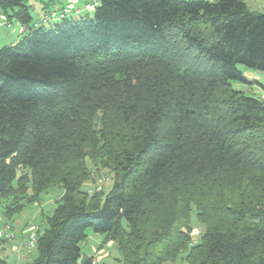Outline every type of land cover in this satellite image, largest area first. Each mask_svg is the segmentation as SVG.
<instances>
[{
  "label": "trees",
  "instance_id": "trees-1",
  "mask_svg": "<svg viewBox=\"0 0 264 264\" xmlns=\"http://www.w3.org/2000/svg\"><path fill=\"white\" fill-rule=\"evenodd\" d=\"M97 1L77 21L58 18L60 5L47 29L30 0H0L24 28L0 48L2 212L63 190L25 264H98L82 256L88 230L123 264H264V100L232 85L248 84L239 66L264 74V12ZM88 157L113 174L106 194L84 189Z\"/></svg>",
  "mask_w": 264,
  "mask_h": 264
},
{
  "label": "rangeland",
  "instance_id": "rangeland-1",
  "mask_svg": "<svg viewBox=\"0 0 264 264\" xmlns=\"http://www.w3.org/2000/svg\"><path fill=\"white\" fill-rule=\"evenodd\" d=\"M65 1L66 0L57 6L65 4ZM30 2L33 4L37 1L30 0ZM87 2L88 0L86 3ZM67 10L68 12H71L72 10L69 4H65L62 8V12ZM85 11L87 12L85 14L86 16L79 19H73L77 21L82 18L86 19L88 17H93L94 10L87 11L85 8ZM31 14L34 21H37L41 17L38 8H33L31 10ZM48 18L50 19L49 15ZM0 19V21H3L5 18L0 15ZM18 25L19 24L14 21L12 29H8L6 27L0 28V48L8 45H15L17 43L16 41H18L17 36L19 33ZM54 27L55 23L52 25H46L47 29H53ZM239 69L243 70L245 77L248 80L254 81V84L233 82V87L242 90L248 96L264 100V96H262V89L260 87V85H264L263 75L259 72L247 69L244 66H239ZM96 126L100 128L102 126L101 122L97 121ZM97 165L98 163L89 157L84 159V167L89 170L92 177V179L86 181L84 189L94 193L97 191V187L101 185L103 192L106 194L112 187L113 174L110 170L102 169ZM29 192L31 193V190H29ZM62 195L63 190L60 187H51L40 196V200L38 202L26 203L22 212L16 214L10 219L6 218L2 212L4 204L9 201L7 202L0 199V229L4 230L5 227H9L13 235V239L11 241L0 239V258L4 259L8 264H25L33 261L37 257L35 247H32L31 243H29L31 235L34 234L37 236L38 234H43L48 226L47 218L51 217L54 213L57 203L61 199ZM191 228L193 241L198 242L204 226L198 222L195 211L191 218ZM103 240V235L96 234L92 230H88L87 239L81 245L82 256L94 257L98 264H123L122 256L117 252L116 245L113 242L103 244ZM78 264H81V259ZM176 264H183L182 259L179 258L176 261Z\"/></svg>",
  "mask_w": 264,
  "mask_h": 264
},
{
  "label": "crops",
  "instance_id": "crops-1",
  "mask_svg": "<svg viewBox=\"0 0 264 264\" xmlns=\"http://www.w3.org/2000/svg\"><path fill=\"white\" fill-rule=\"evenodd\" d=\"M46 1L47 0H39L35 3H33V7L38 8V10L40 11V14H41V17L37 20L38 23H42V21H43L44 25H47V24L52 25V24L56 23L57 21L50 17V19H48L47 22H44L45 15L47 16L49 13H51L53 11H59L61 9V6H56V5L51 6V3H49V6L47 5V8H46L45 7ZM86 1L87 0H66L65 4L66 5L69 4L71 9H72L71 12L68 14V16L71 18H74V19H79V18L83 17L87 13L85 11V8H84ZM211 1H213V0H211ZM243 1L246 3V5L251 10L264 12V0H243ZM54 6H56V7H54ZM62 6H65V5H62ZM0 15H2L1 12H0ZM3 20H5V19H3ZM11 23H12V26L10 29H12V27H13V21ZM18 29H19V33L17 36V38H18L17 40H19L21 33L24 31V28L21 25H18ZM262 75H263V79H264V74H262ZM255 77H258V76H255ZM248 84H254V81L248 80ZM260 87L262 89V96H264V85H260Z\"/></svg>",
  "mask_w": 264,
  "mask_h": 264
},
{
  "label": "built area",
  "instance_id": "built-area-1",
  "mask_svg": "<svg viewBox=\"0 0 264 264\" xmlns=\"http://www.w3.org/2000/svg\"><path fill=\"white\" fill-rule=\"evenodd\" d=\"M98 5V1L97 0H88V2L86 3L85 5V8L87 11H92L95 9V7ZM70 12L65 11V12H62L60 15H58V18H64L66 15H68ZM56 16V15H55ZM3 27H6V28H11V23L6 21V20H3V21H0V28H3ZM97 191H100L102 190V186L99 185L96 189ZM0 239H4L6 241H11L13 239V235L10 231V228L9 227H5L4 230H1L0 229ZM36 240H37V236H35L34 234L31 235V240L29 243H31V246L35 247L36 245Z\"/></svg>",
  "mask_w": 264,
  "mask_h": 264
}]
</instances>
